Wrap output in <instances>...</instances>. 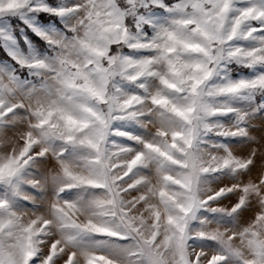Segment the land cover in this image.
<instances>
[{
    "label": "snow or ice",
    "instance_id": "obj_1",
    "mask_svg": "<svg viewBox=\"0 0 264 264\" xmlns=\"http://www.w3.org/2000/svg\"><path fill=\"white\" fill-rule=\"evenodd\" d=\"M0 264H264V0H0Z\"/></svg>",
    "mask_w": 264,
    "mask_h": 264
}]
</instances>
